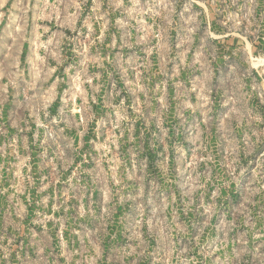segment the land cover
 I'll list each match as a JSON object with an SVG mask.
<instances>
[{
	"label": "rangeland",
	"instance_id": "374dc122",
	"mask_svg": "<svg viewBox=\"0 0 264 264\" xmlns=\"http://www.w3.org/2000/svg\"><path fill=\"white\" fill-rule=\"evenodd\" d=\"M0 264H264V0H0Z\"/></svg>",
	"mask_w": 264,
	"mask_h": 264
}]
</instances>
